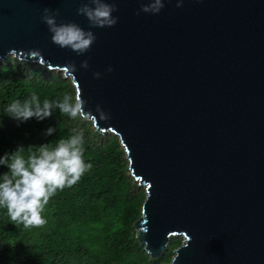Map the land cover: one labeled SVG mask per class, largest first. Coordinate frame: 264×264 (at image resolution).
<instances>
[{
	"label": "water",
	"instance_id": "obj_1",
	"mask_svg": "<svg viewBox=\"0 0 264 264\" xmlns=\"http://www.w3.org/2000/svg\"><path fill=\"white\" fill-rule=\"evenodd\" d=\"M114 2L118 22L99 28L81 0H0V59L64 71L84 116L119 136L146 189L134 226L152 256L182 236L166 264H264V0H165L139 15L147 0ZM45 8L91 30V49L54 44Z\"/></svg>",
	"mask_w": 264,
	"mask_h": 264
},
{
	"label": "trees",
	"instance_id": "obj_2",
	"mask_svg": "<svg viewBox=\"0 0 264 264\" xmlns=\"http://www.w3.org/2000/svg\"><path fill=\"white\" fill-rule=\"evenodd\" d=\"M32 93L56 101L64 95L75 98L76 87L64 71L33 59L7 55L0 59V156L43 144L55 146L77 129L83 132V159L91 164L72 187L58 190L42 215L40 228L13 224L0 208V264H166L182 244L172 236L166 249L152 256L137 236L135 221L141 216L146 189L131 174L129 160L119 136L101 133L86 116L69 117L53 109L44 120L19 122L5 109L23 102ZM49 128L54 129L51 135ZM27 155V153L25 154ZM8 172L0 165V175Z\"/></svg>",
	"mask_w": 264,
	"mask_h": 264
},
{
	"label": "clouds",
	"instance_id": "obj_3",
	"mask_svg": "<svg viewBox=\"0 0 264 264\" xmlns=\"http://www.w3.org/2000/svg\"><path fill=\"white\" fill-rule=\"evenodd\" d=\"M183 0H177V7ZM165 0H147L141 2L140 12L158 14L164 7ZM118 11L115 2L109 0H81L77 14L87 18L91 27H113L118 22V17L112 15ZM60 14L48 8L43 9L42 22L46 23L52 33V42L61 48H70L77 55H83L91 49L96 41V35L91 30H84L76 23H57L56 17ZM12 51L9 55H13ZM38 52L33 50L31 57L35 58ZM75 69V64L70 63ZM81 67L87 69L88 61L81 62ZM113 69L107 68L108 72ZM99 79L101 73H93ZM86 101L77 91L75 98L64 95L62 99L49 101L45 99L41 104L39 96L32 93L23 102L15 100L10 103L5 111L12 119L25 122L29 119L44 120L52 115L53 109H58L61 114L75 118L84 115ZM100 120H108L109 115L96 106ZM54 129L49 128L47 134L51 135ZM84 138L83 132L73 129L67 138H61L55 146L49 144L39 145L35 148L18 145L9 153L0 156V165L6 166L8 172L0 175V208L6 209L10 221L16 226L24 228H40L47 221L42 215L45 206L58 190L75 185L83 174L91 169V164H86L83 159ZM27 153V155H25Z\"/></svg>",
	"mask_w": 264,
	"mask_h": 264
}]
</instances>
